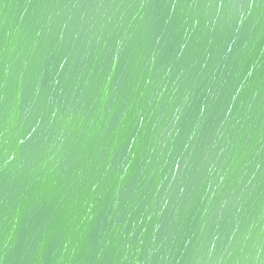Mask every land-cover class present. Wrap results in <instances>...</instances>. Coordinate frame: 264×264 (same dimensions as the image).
I'll list each match as a JSON object with an SVG mask.
<instances>
[{"label": "water", "instance_id": "95a60500", "mask_svg": "<svg viewBox=\"0 0 264 264\" xmlns=\"http://www.w3.org/2000/svg\"><path fill=\"white\" fill-rule=\"evenodd\" d=\"M0 264H264V0H0Z\"/></svg>", "mask_w": 264, "mask_h": 264}]
</instances>
